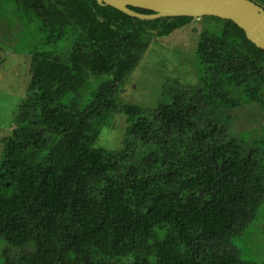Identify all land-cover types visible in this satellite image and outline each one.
<instances>
[{
  "label": "trees",
  "instance_id": "obj_1",
  "mask_svg": "<svg viewBox=\"0 0 264 264\" xmlns=\"http://www.w3.org/2000/svg\"><path fill=\"white\" fill-rule=\"evenodd\" d=\"M6 6L38 39L1 139L0 264H255L233 239L264 206V134L236 135L228 112L264 115V50L202 16L197 81L148 107L120 96L124 81L153 37L193 17L141 19L96 0ZM115 114L122 147L97 145Z\"/></svg>",
  "mask_w": 264,
  "mask_h": 264
},
{
  "label": "rangeland",
  "instance_id": "obj_2",
  "mask_svg": "<svg viewBox=\"0 0 264 264\" xmlns=\"http://www.w3.org/2000/svg\"><path fill=\"white\" fill-rule=\"evenodd\" d=\"M254 1L264 7V0ZM8 10L7 6L0 9V156L1 139L14 126L15 111L26 95L30 77L28 55L38 39L36 24L20 20L11 24L3 18ZM208 26L204 19L193 17L170 34L153 37L138 65L125 79L120 96L154 107L163 99L164 90L179 84H194L197 81L194 49L199 33ZM228 114L236 135L247 133L251 141L264 134V115L255 105H241ZM126 125L125 116L115 114L112 123L100 132L96 144L113 149L122 147ZM261 209L260 217L251 222L245 233L233 239L241 248L243 259L255 264L264 262V206Z\"/></svg>",
  "mask_w": 264,
  "mask_h": 264
},
{
  "label": "water",
  "instance_id": "obj_3",
  "mask_svg": "<svg viewBox=\"0 0 264 264\" xmlns=\"http://www.w3.org/2000/svg\"><path fill=\"white\" fill-rule=\"evenodd\" d=\"M130 16L153 19L164 16H215L239 26L248 40L264 50V7L254 0H96ZM134 8L146 9L142 13Z\"/></svg>",
  "mask_w": 264,
  "mask_h": 264
}]
</instances>
